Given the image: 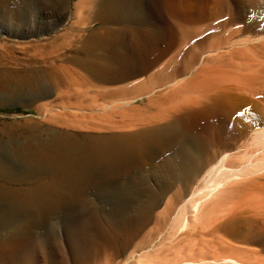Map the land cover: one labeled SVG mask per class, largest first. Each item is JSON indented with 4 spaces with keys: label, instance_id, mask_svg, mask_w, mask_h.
<instances>
[{
    "label": "bare ground",
    "instance_id": "6f19581e",
    "mask_svg": "<svg viewBox=\"0 0 264 264\" xmlns=\"http://www.w3.org/2000/svg\"><path fill=\"white\" fill-rule=\"evenodd\" d=\"M45 5L44 20L17 27V36L33 39L22 48L25 58H9L8 52L0 58V68L8 63L26 68L17 74L19 87L32 88L30 98L41 102L37 111L44 119L35 125L31 145L15 150L12 162L0 153V264H32L39 246L50 249L53 264H62L66 251L73 259L108 256L111 237L95 212L87 222L86 242L77 226L67 230L76 238L67 235L66 247L62 237L40 239L37 231L45 216L61 220V210L90 192V185L100 190L117 183L113 179L148 162L156 147L172 150L167 166L172 181L160 193L150 192L151 200L167 198V206L177 207L173 230L188 214V222L194 221L182 226L193 229L185 234L193 242L188 258L181 256L185 264H251L243 258L264 256V0ZM95 23L97 30L88 28ZM36 37L40 41L34 42ZM74 76L89 86L73 88ZM39 78L53 87L41 85ZM118 84L123 86L114 89ZM116 114L132 118L127 127L156 121L163 126L127 139L91 134L108 131ZM113 191L121 192L108 190ZM153 213L146 206L141 223H149ZM34 215L45 220H29ZM20 216H30L29 221H19ZM10 217H18L16 227L2 228Z\"/></svg>",
    "mask_w": 264,
    "mask_h": 264
},
{
    "label": "rangeland",
    "instance_id": "374dc122",
    "mask_svg": "<svg viewBox=\"0 0 264 264\" xmlns=\"http://www.w3.org/2000/svg\"><path fill=\"white\" fill-rule=\"evenodd\" d=\"M57 1L58 0H0V58L3 53L8 52L6 54L9 56V58L17 57L20 60L21 59L23 60L25 58V51L22 48L28 46L29 43H31V41L33 42V39L21 38L20 36H17L16 35L17 27L24 25L28 26L32 21L35 20L37 21V19L44 20V17L42 16L41 13V8L46 7L45 4H47L48 6L49 2L54 3ZM63 1L68 3V1L70 0H63ZM75 1L78 0H72V2ZM112 26L113 27L115 26V28H117V25H112ZM88 28L89 29L92 28V30L95 31L99 28V24L95 23L92 26H89ZM35 40L40 41V38L36 37V39H34V42H36ZM22 52H24V54ZM185 52H188V49ZM104 53L105 51L97 52L99 56H103ZM6 67L7 68H0V72H1L0 73V153L4 155L5 160L12 162L15 150L17 151L19 149L31 145V141L33 140L34 137L33 130L35 129V125L38 123L40 124L44 119L41 117V115H39L37 111V105L41 102L38 103L36 100H32L30 98V96H32L31 95L32 88L27 85L19 87L18 82L20 81H18V79L20 80V77L17 76V74L20 75L21 72H23V70H25L26 68L17 67L12 63L10 65L8 63ZM36 69L37 71L41 70V68H35V70ZM75 78L77 79L76 81ZM38 81L41 85L47 86L48 88L53 87V83L47 81L44 78H39ZM71 84L73 85V88H78L82 86L80 87L82 88V90L86 89L87 86H89L86 82H82L81 80L79 81L77 76L76 77L74 76V80L73 82H71ZM121 86L123 85L118 84L114 86L115 87L114 89H118L116 87H121ZM116 99L117 98H115V100ZM51 100L53 99L52 98L48 100L46 99V101H51ZM106 100L109 99L106 98ZM100 101L101 100L99 99L97 100V102ZM142 104L143 102L140 101L136 103V106ZM123 118L124 119H122V116L120 117V114H116L114 115V120H112L113 122L111 120L107 122L108 125H110L111 127L113 126L115 128V125L117 127L119 124L121 127L119 126L114 130V128L111 129V127L109 126L110 130L107 129L108 131H103L104 129L100 128L99 129L100 131L93 132L91 134L92 135L94 134V136H98V135L117 136V137L120 136L127 139V136L140 137L144 132L150 130V128H157V127L159 128L160 125L163 126V123L159 122L160 123L159 124L156 121V123L149 125L147 123L145 124V122H140L138 124H140L141 127L137 124V122H134L132 127L130 126L127 127V120L129 122L132 120V118L127 115L126 117L124 116ZM99 121L97 120L98 123L106 122L104 120L100 122ZM103 123L101 125L107 124V123L105 124ZM86 134L91 135L89 133ZM160 137L158 139H160ZM28 139L29 141H27ZM153 151H154L153 157L149 159L148 162L140 165L138 164L137 166H135L133 172L128 173V175L123 177V179H121L120 177H116L115 179H113L114 181H117V183L109 184L108 186L104 185L105 188H101L100 190L98 189L99 191L96 189V187H98L96 186L97 184L90 185L93 186V187L89 186L90 192L88 191L84 193V195H82V197H80L79 200L76 201L77 203L74 202L68 209L65 208L61 210V212L64 213L63 214L64 216L61 215L60 217L61 220L58 219L60 215L56 217L51 215L45 216L47 221L43 226H41L42 229H39L37 231L38 233L36 232L37 236L40 237V239H45V237L51 238L54 235H57L63 238V244L65 247L67 246V242L65 238L67 237V235H71V233H67V230H72L75 228L76 229L79 228L81 230L83 229V231L80 232L81 236L83 237L85 242L89 240L90 231H88V229L90 228V226L89 223L87 222L91 218L90 217L91 212L92 213L95 212L98 214L97 218L100 221L99 224L104 230L108 232L109 236L111 237L107 247V249H110L111 253L109 251L108 256H105L100 252V254L97 255L93 254L92 257L80 256L77 259L76 258L73 259L70 253L66 251L67 254L65 255L64 253L65 257L62 259L63 261L62 264H83V263L84 264H125V263L126 264H155V263L185 264L184 261L188 258L186 257V255L189 256V254L191 253V251H189L190 247L191 245L193 246L192 244L193 242L190 240L192 238L188 237L189 235L193 234L191 233L192 232L191 230L193 229H191L192 227L190 225H189L190 227L187 228L188 230L184 229V227L182 226L187 224L188 222L187 217L188 218L191 217V214L187 215L180 229L178 228V226L174 228V230L175 229L177 230L175 231L176 236L170 239L172 241L167 240L168 242L165 241V244L162 243L163 242L162 240L165 239L164 237L167 238L169 237V234L174 233V230L172 229L173 228L172 218L174 217L172 216H175L173 212H176L177 214V211L174 210L177 207L175 205H174L175 207L173 205L172 206L170 205V207L167 206L168 205L166 203L168 202L167 198L166 199L162 198L160 201L154 203L153 200H151L150 192L160 193V190L168 184V181H172V179L168 178V172H167L168 170L167 166L171 165V161L169 160L172 156V152H171L172 150L156 147L153 149ZM20 171H21L20 177L22 178V176L25 175L24 173L25 171L24 170H20ZM174 173L175 171H173V174ZM176 173L178 174V172ZM100 180H97L96 182ZM108 190H119L121 192L114 194V191L113 193L112 192L110 193L108 192ZM4 205H10V203L9 202L4 203ZM146 206L147 207L150 206L151 208L154 209V213H153L154 215L151 216V220L149 221V223L142 224L141 222L144 217V215H142L143 209ZM158 215H160L162 218L157 219ZM36 216L37 215H34V217L31 216V218L33 219H31L30 216L28 217L20 216L19 218L10 217L7 220V222L4 221L5 224L2 225V228H6L10 226H11L10 228L16 227L15 223L18 222L17 218L19 221L21 220L22 222L26 221V218L27 220L30 218L29 220L37 219L39 221L41 220L43 221L44 217L41 218L38 216L39 217L38 218ZM204 216L201 217L203 218ZM203 219H205V217ZM191 220L192 219L190 218V221L188 223H191L192 225L194 221L192 220L191 222ZM198 227H199L198 229L202 228L201 226ZM31 231H35V230L31 229ZM125 231L127 232V234L125 233ZM186 233L188 234L190 233V234L185 235ZM71 236L76 238L75 235H71ZM92 239L95 240L96 237L92 236ZM93 244H96V242H94ZM240 245L241 244H239L238 247H242V248L244 247ZM245 247H249L248 248L249 250L252 248L246 245ZM38 248H39V255L37 258H33V260L31 259L32 260L31 263L53 264L54 263L53 259H50L47 256L50 249L41 246H39ZM91 248L92 247H90L89 250H93V248L92 249ZM151 249H153L154 251ZM155 250H158V253H156L157 251ZM140 253L142 254V256L144 255V253H146L145 256H143L144 259H142ZM182 255L183 256L185 255L184 257H186V259L184 257L182 258L181 257ZM239 256L242 257V254ZM248 257L247 259L243 258V260H245L247 263L253 264L252 262L253 260L251 259H253L254 257L253 256L249 257L251 258L250 260L248 259ZM260 257L264 258V256H260ZM260 257L255 256L254 259L257 260L254 261L255 262L254 264H256V262L259 261L258 259H261ZM56 261L57 263L60 262L58 260ZM259 263L264 264L258 262V264Z\"/></svg>",
    "mask_w": 264,
    "mask_h": 264
}]
</instances>
